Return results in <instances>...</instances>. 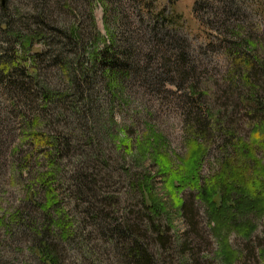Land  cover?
Listing matches in <instances>:
<instances>
[{
    "label": "rangeland",
    "instance_id": "374dc122",
    "mask_svg": "<svg viewBox=\"0 0 264 264\" xmlns=\"http://www.w3.org/2000/svg\"><path fill=\"white\" fill-rule=\"evenodd\" d=\"M196 2L199 9L193 12ZM261 4L246 3L247 19L221 13L220 0L49 4L50 19L59 26L76 29L74 36L86 31L87 37L94 36L63 65L50 55L45 37H32L33 19L20 36L22 44L31 41L22 55L13 52L18 47L15 34L0 28V41L6 39L0 46L8 47L12 62L33 68L25 72L31 86L24 93L0 83V264H45L36 251L40 243L51 248L53 264H131V244L141 246L149 264H226V259L230 264H264V211L239 214L228 223L215 220L198 194V187L205 189L220 173L223 162L244 168L243 178L252 176L264 186ZM18 8L27 9L24 3ZM160 9L172 15L176 43L146 33L148 19ZM62 11L69 15L64 18ZM208 17L215 19L212 24ZM235 18L247 27L248 34L240 38H250L249 46L226 41L225 24L240 23ZM221 22H226L224 28ZM113 25H121L118 35L123 29L116 50L130 55L126 67H119L128 77L123 75L117 88L104 85L103 76L94 71L98 59L93 62L97 40ZM79 70L88 72L85 87L90 91L78 93L69 82ZM37 89L46 91L48 102L40 101ZM191 141L202 146L198 187L186 183L178 194L152 153L164 154L170 171L183 165L186 171L196 160L190 161ZM148 142L147 150L140 151ZM254 168L257 174H252ZM227 178L222 170L216 177L222 179L213 193L218 206L229 205V200L221 202L217 187ZM243 183L237 184L242 192L247 187ZM238 193L233 190L230 197ZM153 198L162 209L151 207ZM246 220L244 230L235 224ZM224 250L231 252L229 257Z\"/></svg>",
    "mask_w": 264,
    "mask_h": 264
},
{
    "label": "trees",
    "instance_id": "16d2710c",
    "mask_svg": "<svg viewBox=\"0 0 264 264\" xmlns=\"http://www.w3.org/2000/svg\"><path fill=\"white\" fill-rule=\"evenodd\" d=\"M8 1L10 2V4L8 3ZM23 1L25 0H0V28L2 30H5L8 34L9 33L15 34L16 36L15 42L17 43L18 47L17 49H14L13 52H19L20 55L29 52V49L31 48L30 39L28 38L26 43L22 44L23 42L20 40V36L24 37L23 33L25 31L23 29L25 27L28 28V26L30 25L29 20L31 19L34 20L32 21L33 23L31 24L32 26L30 27L29 30L32 34V37L37 41H40L42 37H45L49 41L48 48L50 55L52 57L56 56V60L60 62V64L62 65L64 61H66L69 58L70 55L74 54L75 56V54H77L79 48L86 44V40H89L90 38L91 40L93 39L94 36L87 37L89 36V34L87 33L86 30H85L86 32L81 31L82 36L80 35L79 32L77 36H74L72 33L76 34L77 32L76 29L74 28L70 29L67 26V24L64 23L62 26H59L56 23L55 18L50 19V5H52L53 3L58 4L59 2L63 3L64 0H48L47 2L45 0H28L27 3L26 1L25 2ZM70 1L72 2L80 1L81 4H84V2L87 3L89 2V5L91 7L97 1L102 5H104L106 2V0H70ZM252 1L255 0H220L222 11L220 9L219 10L221 13L231 12L230 14L236 15V17L240 16L241 18L247 19L248 12L246 11L245 6L246 3L250 4ZM257 1H259L260 4L261 3L264 4V0H257ZM22 3H24V6L27 7L25 12L19 11L20 8H18V4L20 5ZM236 4H238V6L235 7ZM197 6H198V2L194 3L192 8L193 12H198L199 8ZM28 7H30L29 9L31 12H29ZM111 9L115 11L116 6H113ZM103 10L104 12L106 11V5L103 7ZM62 12L64 13V18L66 17L65 13L69 15L65 11ZM63 13H60L59 15ZM202 14L204 13L202 12ZM26 15H30V16L24 18V16ZM171 17L172 15L170 14V12H168L166 15L164 14L163 9L158 10L155 13V15L149 18L147 21L148 24V26L146 27L147 35H150L151 33H155L158 35V37L161 36L162 38H168L175 42L174 39L175 33L173 32L175 31V29L173 28L174 23H172V20L170 19ZM210 19L211 17L207 18V20L212 24L211 20L213 21L215 19H211V20ZM236 20L237 21L239 20V22L242 24L240 23L225 24V27L227 29L226 30L227 32H225V34L228 33V35H230L228 36L229 38L226 37V41L227 40H229L228 42L233 41L234 43L232 44H237L241 42L242 44L249 46L250 38H246V37H250L249 35H246L245 37L246 40L244 39V37H242V39L240 38L241 33L248 34V31H244L247 27L245 26V24L242 22L241 19L237 18ZM118 21H120V17H118ZM224 23L223 22L219 23V27L224 28ZM14 24H17L18 28L14 29ZM206 24H208L207 21ZM119 27H121V25H118V27H116V25H113L111 28L112 29L111 32L109 34L107 33L104 38L99 37V39L97 40V42L99 41L96 46L97 48L94 47L96 49L95 50L96 55H93V62L96 63V60L98 59V63L94 67L95 68L94 71L100 73L101 76H103L102 78L104 85L110 88H117L118 81L122 80L123 75H125V78L128 77L125 74L124 70L120 74L121 70L119 67L121 68L126 67L127 61L125 60H127L130 57V55L123 54L122 56L120 52L115 48V45L117 44L116 42H119L120 40L123 39L122 38L123 29L121 30L119 35L116 32L117 28ZM157 41L160 43L162 42L161 39H158ZM253 42L255 43V41ZM0 43L6 44V39L3 37ZM180 43L181 45H183L182 42ZM8 50H9L8 47L0 46V83L3 85V88H7V89L15 88L16 90H19V92L21 91L24 93L25 91L23 89L29 88L31 86L29 84V79L27 81L25 80V78H30L28 77L29 75L25 74V72L28 73L33 68H31L30 65H25L26 67L25 66L21 67L18 64L13 63L12 62L13 59L8 54ZM44 51L45 48L43 52ZM166 64L175 65L174 63L170 62L169 59H166ZM134 65L135 64H133L132 66ZM178 66L179 64H176L177 68ZM186 66L187 64L183 65L182 68H185ZM160 67H161V62H160ZM163 67L164 66H162V69ZM133 69L135 70L133 72L139 71L138 68L137 69L132 68L131 70ZM87 73L88 72L84 70H79L77 74L75 72H72L71 73L72 75L68 78L69 82L79 89L78 93H82L84 92V90H88V91L91 90V87L89 86L85 87V85L87 84L86 83V77H88L86 76ZM37 91H38L37 94L41 96L40 97L41 102L46 103L49 101V99L47 98L48 94L46 93V91H42L39 89H37ZM45 110H47V107H45ZM33 139L36 142H39L41 140V138L38 135H35V137L33 136ZM60 139L63 140V137H60ZM190 144L192 150L189 152V156H191V159L190 158L189 159L190 161L193 159L196 160L193 161L194 165H192L191 163L192 168H189L186 171H182L184 165L178 166L176 171H170L166 164V161L168 162V159L165 157V155L158 153L156 151H153L152 153L153 156L152 159L155 162V164H160L162 169L165 172L169 173L170 178L168 180V183H172L173 188H175L176 191H178V194L180 190H182V187L186 186V183L194 184L195 187H198L196 183L197 169L202 154V146L199 144H195L192 141ZM148 146H149V142L148 144H146V146L140 145L139 146L140 151L147 150ZM221 170L223 175L226 173L228 174L227 182L226 183L221 182V186H219V184L217 185V187H219L218 189L220 190V195H221L220 197L222 198L221 202L223 201L227 202V200H229V202H227L229 205H226V207H224L223 204L218 206L215 203L216 194H213L214 192H216V186H215L216 183L222 181V179L216 180L217 175L219 176L221 174ZM221 170L220 173H218L214 177V180H212V182L209 180L210 182L207 183L208 185H206L205 189H202V187L200 188L198 187L199 197L207 200V202L210 205V209L208 213H210L215 220H217V218L220 219L222 218L225 219V221L228 223L229 221L233 222L236 219L235 216L239 214L244 215L252 210H255L257 213H261L264 211V186L263 185L261 186L262 182L261 184H259L258 183L259 181L253 178L252 176H251L252 178L251 180H246L245 178H243L244 168L237 169L235 166L229 168V164L227 162L225 163L223 162ZM253 172L254 173L252 174L258 173L257 169L255 168ZM244 180H245V185L248 188L246 187V191L244 190L242 192L240 185L237 186V184H241V185L244 184L243 183ZM144 183L146 184V188L150 197L151 194L148 189L149 188L148 182L144 181ZM233 190L236 191V193L239 192L238 195L235 196V198L230 197V192ZM208 196H210L209 199ZM209 201H211V203ZM152 203H151L152 208L162 209V203L159 201L158 198H153ZM180 203H181V199L179 198L178 202L176 200L174 206L177 207L180 205ZM235 224L239 226L242 230H244L245 228L248 227L249 222L246 220L241 223H235ZM40 245L41 246L37 247L36 251L38 250L42 252L41 258L42 259L45 258L44 259L45 264H53L54 254L51 248L49 246H45L44 243H40ZM128 250L131 251L130 252L131 258L133 259L132 262H130L131 264H149V260L146 258V254L140 245L131 244L129 245ZM224 252L223 254L225 255L227 254L228 257L231 254V252L228 250H224ZM226 260H227L226 264H230L228 259Z\"/></svg>",
    "mask_w": 264,
    "mask_h": 264
}]
</instances>
